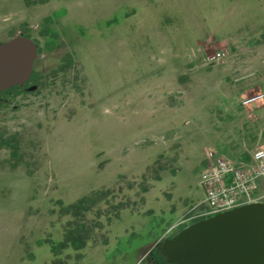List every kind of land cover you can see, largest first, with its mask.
I'll use <instances>...</instances> for the list:
<instances>
[{
	"label": "rangeland",
	"instance_id": "1",
	"mask_svg": "<svg viewBox=\"0 0 264 264\" xmlns=\"http://www.w3.org/2000/svg\"><path fill=\"white\" fill-rule=\"evenodd\" d=\"M18 35L39 56L0 92V264H165L152 246L211 217L208 152L264 148V101L243 105L264 0H0V45Z\"/></svg>",
	"mask_w": 264,
	"mask_h": 264
},
{
	"label": "water",
	"instance_id": "2",
	"mask_svg": "<svg viewBox=\"0 0 264 264\" xmlns=\"http://www.w3.org/2000/svg\"><path fill=\"white\" fill-rule=\"evenodd\" d=\"M38 56V45L23 35L1 44L0 92L25 85ZM158 250L169 264H264V203L200 220Z\"/></svg>",
	"mask_w": 264,
	"mask_h": 264
},
{
	"label": "built area",
	"instance_id": "3",
	"mask_svg": "<svg viewBox=\"0 0 264 264\" xmlns=\"http://www.w3.org/2000/svg\"><path fill=\"white\" fill-rule=\"evenodd\" d=\"M224 53L208 56L209 64H217L225 58ZM264 101V94L243 100L244 106ZM208 164L201 175V186L205 190L203 204L206 215L216 216L240 207L242 198H250L260 180H264V148L252 154L250 167L237 166L215 152L209 151Z\"/></svg>",
	"mask_w": 264,
	"mask_h": 264
},
{
	"label": "flooded vegetation",
	"instance_id": "4",
	"mask_svg": "<svg viewBox=\"0 0 264 264\" xmlns=\"http://www.w3.org/2000/svg\"><path fill=\"white\" fill-rule=\"evenodd\" d=\"M27 86V85H26ZM22 87V86H21ZM23 88H25V85L23 86ZM174 230V227L170 230V232H172ZM175 236H177V235H175ZM175 236H172V237H170V238H168V239H172V238H174ZM168 239H166V240H168ZM166 240H164V241H166ZM163 241V242H164ZM163 242H161V243H155L154 244V246H152V248H158ZM157 255H159L160 257H161V259L164 261V263L165 264H169L167 261H166V258L161 254V252L158 250L157 251Z\"/></svg>",
	"mask_w": 264,
	"mask_h": 264
},
{
	"label": "crops",
	"instance_id": "5",
	"mask_svg": "<svg viewBox=\"0 0 264 264\" xmlns=\"http://www.w3.org/2000/svg\"><path fill=\"white\" fill-rule=\"evenodd\" d=\"M243 98H244V97H243ZM245 98H248V97H245ZM245 98H244V99H245ZM255 146H256V148H257V147H259V146H263V145H255ZM262 148H263V147H262ZM251 151H252V150H251ZM251 151H248L247 153H248L250 159L252 160V156L250 155V154H251V153H250ZM203 199H204V195H203ZM202 201H203V200H202Z\"/></svg>",
	"mask_w": 264,
	"mask_h": 264
},
{
	"label": "bare ground",
	"instance_id": "6",
	"mask_svg": "<svg viewBox=\"0 0 264 264\" xmlns=\"http://www.w3.org/2000/svg\"><path fill=\"white\" fill-rule=\"evenodd\" d=\"M28 82H29V81H28ZM28 82H27V83H28ZM18 87H19V86H18ZM246 205H247V204H246ZM240 207H241V206H240Z\"/></svg>",
	"mask_w": 264,
	"mask_h": 264
}]
</instances>
